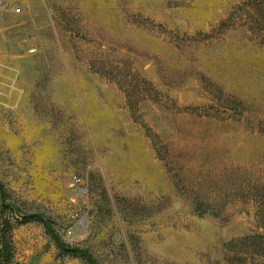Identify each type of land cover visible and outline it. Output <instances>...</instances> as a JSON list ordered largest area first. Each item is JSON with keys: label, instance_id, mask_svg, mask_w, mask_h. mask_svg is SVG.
Masks as SVG:
<instances>
[{"label": "rangeland", "instance_id": "374dc122", "mask_svg": "<svg viewBox=\"0 0 264 264\" xmlns=\"http://www.w3.org/2000/svg\"><path fill=\"white\" fill-rule=\"evenodd\" d=\"M14 2L11 264H264V0Z\"/></svg>", "mask_w": 264, "mask_h": 264}, {"label": "built area", "instance_id": "2783aa9c", "mask_svg": "<svg viewBox=\"0 0 264 264\" xmlns=\"http://www.w3.org/2000/svg\"><path fill=\"white\" fill-rule=\"evenodd\" d=\"M8 8H11V11L14 15H21L24 12L23 6H18L15 4L14 0H0V18L3 15V12ZM14 220V214L9 210L0 207V255L3 249L6 246L4 242V234L8 229V225ZM1 263H5V260L0 257Z\"/></svg>", "mask_w": 264, "mask_h": 264}, {"label": "trees", "instance_id": "16d2710c", "mask_svg": "<svg viewBox=\"0 0 264 264\" xmlns=\"http://www.w3.org/2000/svg\"><path fill=\"white\" fill-rule=\"evenodd\" d=\"M10 230L11 229H10V227L8 225V229H7L6 233L3 236L4 242L6 243V246H5V248L3 249V251L1 252V255H0V257H2V259L5 260V263H1V261H0V264H11V262H12V257L10 255L9 248L7 247V236L9 234ZM66 250H68L70 252H73V253L81 254V253H79L81 251H78L76 249H66Z\"/></svg>", "mask_w": 264, "mask_h": 264}]
</instances>
